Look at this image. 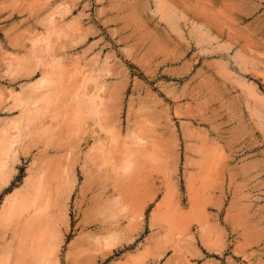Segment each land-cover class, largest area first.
I'll list each match as a JSON object with an SVG mask.
<instances>
[{"label":"rangeland","instance_id":"374dc122","mask_svg":"<svg viewBox=\"0 0 264 264\" xmlns=\"http://www.w3.org/2000/svg\"><path fill=\"white\" fill-rule=\"evenodd\" d=\"M0 264H264V0H0Z\"/></svg>","mask_w":264,"mask_h":264}]
</instances>
